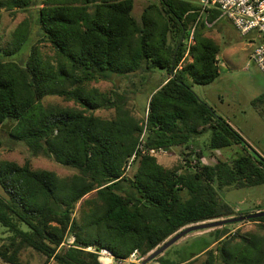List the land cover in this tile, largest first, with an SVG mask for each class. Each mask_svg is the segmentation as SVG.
Instances as JSON below:
<instances>
[{"label": "trees", "instance_id": "1", "mask_svg": "<svg viewBox=\"0 0 264 264\" xmlns=\"http://www.w3.org/2000/svg\"><path fill=\"white\" fill-rule=\"evenodd\" d=\"M134 4L8 0L9 8L34 9L39 39L52 54L31 43L28 22L13 31L12 48H0V135L23 144L31 156L76 172L61 177L32 168L29 161L0 160L3 263L27 264L21 257L26 249L43 256L42 264H102L87 247L106 248L117 260L134 249L145 257L182 227L240 216L219 201L217 188L264 184V157L192 91L194 84H209L221 73L220 48L203 33L220 11L202 10L190 0H156L137 18ZM194 25V43L187 50L185 39ZM186 53L191 61L184 62ZM158 70L166 77L149 87ZM99 81L116 86L109 91L87 87ZM139 94L141 121L128 107ZM52 96L79 107L45 104ZM110 109L113 117L94 113ZM204 132H209L208 150L239 146L240 151L231 160L202 162L203 149L196 144ZM142 133L144 147L176 151L180 163L166 167L156 155L137 150ZM89 193L94 195L84 198ZM247 220L264 231V216ZM203 237V245L187 257L156 260L264 264V232L243 235L233 250L225 247L224 227Z\"/></svg>", "mask_w": 264, "mask_h": 264}, {"label": "rangeland", "instance_id": "2", "mask_svg": "<svg viewBox=\"0 0 264 264\" xmlns=\"http://www.w3.org/2000/svg\"><path fill=\"white\" fill-rule=\"evenodd\" d=\"M151 1L156 0H135L133 9L134 15L139 18L143 8ZM190 1L197 4L199 3V0ZM224 18L226 21L224 25H220V27L217 26L219 29H217L216 26H214V28L212 27L209 33L210 38H212L220 48L218 63L221 68V73L209 84H194L192 86V91L198 98L203 100L208 107L213 109L217 115L233 126L244 140L247 141L258 154H261L264 157V76L250 58V55L256 46V39L250 38V35H242L234 27H230L228 25L229 20L226 17ZM34 19L33 8H30L27 11H22L14 7L9 8L8 0H0V48H12L11 41L13 31L20 23L28 22L31 43L37 44L39 50L44 55H51L52 49L50 45L39 39V27ZM26 49L29 50V46ZM191 60V55L186 53L184 62ZM165 77L166 72L158 70L156 73V79L148 86L153 87V85H156L160 79H164ZM122 85L123 84H121V86ZM115 86L116 85L113 81L90 82L87 85L89 88L95 87L100 91H109L114 89ZM137 97V101L134 99L129 101L128 107L132 114L141 121L139 107L144 103L143 94H139ZM46 102L58 103L63 106L79 107L73 101L64 100L62 97H47L44 100L45 104ZM94 113L109 118L114 116V109L98 110ZM208 137L209 132L202 133L198 137V142L196 144L197 148L203 149V157L201 158V161L204 163H214L218 158L231 160L234 155L236 156V152L240 151L239 146L210 151L205 143ZM0 141V160H11L18 164H23L25 161H29L32 168L52 170L61 177L69 176L76 172L74 168L60 165L50 158L31 156L23 144L12 141L7 137V134H1ZM156 159L157 162L163 166L171 167L180 163L181 157L176 151L171 153L160 152L157 153ZM128 171V173H130L131 169L129 168ZM217 193L219 201L227 204L234 211V214L243 215L245 213H251L258 208L264 210V184L242 188H217ZM92 195H94V193H89L85 195L84 198H88ZM80 206L81 201L76 205V217L80 216ZM218 219L224 218L211 220ZM221 227L226 229L228 235L225 247L232 250L233 246L241 242L243 235H248L254 232L262 234L264 232L259 229L257 222L248 221L247 219L227 223L224 224V226L199 229L179 239L159 256L163 255L164 258L171 261H176L180 257H187L191 252L198 250V248L203 245L206 240L203 236H207L210 231ZM3 230L4 229L0 226V235L3 234ZM201 236L202 238H198ZM212 248H215L214 244L212 245ZM21 257L22 261L27 264H42L44 260L43 256H40L30 249H26ZM200 258L203 259L204 256L201 255ZM140 262L141 261L136 264H139ZM52 263L53 261L49 262V264ZM0 264L6 263H3L0 260ZM113 264L131 263L126 261L119 263L114 260ZM148 264L160 263L155 258L148 262Z\"/></svg>", "mask_w": 264, "mask_h": 264}, {"label": "built area", "instance_id": "3", "mask_svg": "<svg viewBox=\"0 0 264 264\" xmlns=\"http://www.w3.org/2000/svg\"><path fill=\"white\" fill-rule=\"evenodd\" d=\"M199 4L202 10L217 9L220 11V15L226 17L242 35L256 32L262 37V40L253 49L250 58L264 76V0H199ZM194 32L195 25L190 28L189 34L185 39L187 50L194 43ZM143 135L142 133L141 142L137 145V150L151 155H157L160 152L165 153L162 149L144 147L142 142ZM134 157L135 152L130 157V161ZM73 239L72 237L69 243H72ZM86 249L96 252L102 264H113L114 260L119 263L126 261L136 264L143 259L137 249H134L128 258L119 260L114 258L112 253L106 248L96 250L94 247H87Z\"/></svg>", "mask_w": 264, "mask_h": 264}, {"label": "water", "instance_id": "4", "mask_svg": "<svg viewBox=\"0 0 264 264\" xmlns=\"http://www.w3.org/2000/svg\"><path fill=\"white\" fill-rule=\"evenodd\" d=\"M11 125H3L2 128H6L9 130ZM264 216V210H259L253 213H250L248 215H240L236 217H228L224 219H218V220H211L208 222H200L196 224H191L185 227H182L178 231H176L174 234H172L164 243L159 245L157 248L152 250L146 257H144L139 264H148V262L155 259L157 256H159L162 252H164L169 246L177 242L182 237L186 236L187 234L199 230V229H207V228H214L218 226H222L227 223L236 222V221H242L244 219H250V218H256Z\"/></svg>", "mask_w": 264, "mask_h": 264}, {"label": "crops", "instance_id": "5", "mask_svg": "<svg viewBox=\"0 0 264 264\" xmlns=\"http://www.w3.org/2000/svg\"><path fill=\"white\" fill-rule=\"evenodd\" d=\"M204 13L205 12H201V16L202 17H204V15H205ZM224 19L225 18L220 15L214 20L213 26H212V23H207V27L210 28V29H205L203 31L204 35L207 36V37H210L209 33H210L212 27L214 28V26H216V28L219 29L220 25H224V23L226 22ZM228 25L230 27H233L229 21H228ZM217 26H219V27H217ZM248 35H250V38L256 39V45L260 42V37H259L260 35L257 34L256 32H252V33H250Z\"/></svg>", "mask_w": 264, "mask_h": 264}]
</instances>
